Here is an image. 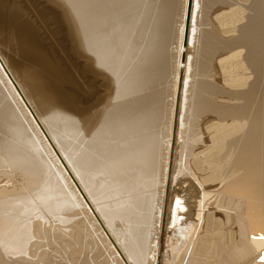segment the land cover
<instances>
[{
    "label": "bare ground",
    "instance_id": "bare-ground-1",
    "mask_svg": "<svg viewBox=\"0 0 264 264\" xmlns=\"http://www.w3.org/2000/svg\"><path fill=\"white\" fill-rule=\"evenodd\" d=\"M23 1L0 0V264H50L49 226L112 264H264V0H27L73 78Z\"/></svg>",
    "mask_w": 264,
    "mask_h": 264
},
{
    "label": "rangeland",
    "instance_id": "rangeland-1",
    "mask_svg": "<svg viewBox=\"0 0 264 264\" xmlns=\"http://www.w3.org/2000/svg\"><path fill=\"white\" fill-rule=\"evenodd\" d=\"M23 1V0H22ZM23 3L26 5V7H27V9H29L30 10V12H32L31 14H32V16L33 17H35V15L36 14H34L33 13V10H31L32 9V7L30 6V4H29V2H27V0H25V1H23ZM31 8V9H30ZM227 9V7L225 6L224 8H222V9H220L221 10V12H222V10H226ZM219 10H217V14L218 13H220V11L218 12ZM213 17V16H212ZM35 19H36V21H37V25L39 26L38 28H39V30H40V28H41V30L42 31H40V33L42 34V36H43V34H44V36H46V38L44 37V39L46 40V42H48V44L50 43V45L52 46L53 45V47L55 48V57H53L52 55L49 57V58H51L53 61V66L55 67V68H57V64L56 63H58V68H60V69H58V71L59 70H61V71H63V67L65 68L64 70H66L67 71V73H69L68 75H69V77L68 78H73V77H75V72H74V70H73V64H72V58H71V55L70 54H68V52H66V50L64 49V48H62V46L59 44V42L57 41V40H54L52 37H50V36H52L49 32H48V30L45 28V27H43V25L40 23V19H39V17H35ZM212 21V22H211ZM188 24H189V22H188ZM217 24V25H216ZM212 26V27H211ZM216 26H218V27H216ZM208 27H210L212 30H214L215 32H217L216 34L217 35H222V34H219V33H221L220 32V30L222 29L221 28V26L220 25H218V23H217V21L215 22V19L214 18H212L210 21H209V25H208ZM43 28V29H42ZM219 31V32H218ZM49 34V35H48ZM225 36H227L228 34H224ZM223 36V35H222ZM58 42V43H57ZM59 44V45H58ZM2 55V54H1ZM3 56V55H2ZM53 58H55V59H53ZM60 62H61V65H60ZM180 63H181V67H182V65H183V63H184V61H180ZM216 72V73H215ZM215 74H214V77H213V81L216 83V84H219V85H221V86H224L223 85V81H222V79H221V77L220 76H222V74H221V72H220V70H218V71H216L215 70ZM217 72L219 73L220 72V74L218 75L217 74ZM74 74V75H73ZM218 75V77H217V75ZM218 80V81H217ZM221 80V81H220ZM63 81H65V82H63ZM63 81L61 80V82H57V85L58 86H61V87H65V86H69V84L67 85L66 84V80H64L63 79ZM70 89V88H69ZM48 224V223H47ZM47 224H46V227H48L49 226V224H48V226H47ZM50 227V226H49ZM48 227V229L46 228V229H44V230H42L40 233L39 232H37V235H38V237L39 238H41V239H39L38 237H36L37 238V241L39 242L38 243V245H39V247L41 248H43V249H45L46 248V246H48L49 248H51V249H49V248H47V249H45V250H54L55 249V251L57 250V248H58V250H57V252L60 254V255H65V251H67L66 250V248H67V245L66 244H68L69 243V239L67 240V238L65 239L64 237V239H61L62 237V235H60L59 233H62V232H60V230L58 231L57 230V227H53V226H51L50 228ZM51 228H54V230H50ZM57 230V231H56ZM47 231V232H46ZM48 231H50V232H48ZM44 232H46V234L44 233ZM51 232H55L53 235L54 236H52V234H51ZM56 232H57V234L59 235H56ZM91 232V231H90ZM39 234H40V236H42V237H40L39 236ZM43 234H45L46 236H44ZM92 234V233H91ZM90 233H87V234H85L84 236H80V238H81V240H80V238H78L79 240H77L78 241V244H75V243H77L76 241L75 242H73L72 241V238L70 239V245L73 243V245L75 246H77V245H80L79 246V249H81V251H82V253H81V251H80V254L78 255V253H76V254H74V258H75V255H76V257L78 256V259H79V257H80V259H82V260H75L74 258H73V260H75V262L77 261V263L79 262V264L82 262L83 263V260H85V262H86V260L88 261V262H86L87 264H105L106 262H108V263H106V264H109L110 263V261H108V259H107V257H108V250H107V248H106V246H105V244H104V242L102 241V239H101V241H100V239H97L98 237L97 236H99V235H96L95 237L93 236V235H91ZM50 235V236H49ZM87 235H89V236H87ZM91 236H92V238H91ZM44 237V238H43ZM45 237H47L46 239H45ZM54 239H53V238ZM58 237H60V239L61 240H63L62 242H61V240L58 238ZM94 237V238H93ZM50 238H51V240H50ZM88 238V239H87ZM100 238V237H99ZM57 239V240H56ZM83 239V240H82ZM87 239V240H86ZM40 240V241H39ZM44 240V241H43ZM49 241V243H47L48 241ZM54 240V241H53ZM58 241L57 243H56V241ZM45 241H47V242H45ZM64 241H65V243H64ZM71 241H72V243H71ZM83 241V243H81ZM86 241V242H85ZM41 242H42V244H41ZM43 242H44V245H43ZM51 242V243H50ZM67 242V243H66ZM80 242V243H79ZM90 242V243H89ZM94 242V243H93ZM97 242V243H96ZM101 242V243H100ZM52 243L53 244H55L54 246L52 245ZM64 243V244H63ZM87 243V244H86ZM51 244V245H50ZM58 244H61V245H58ZM85 244V245H84ZM98 244V245H97ZM101 244H102V246H101ZM104 244V245H103ZM66 245V246H65ZM82 245H84V246H82ZM88 245V246H87ZM90 245V246H89ZM55 246H56V248H55ZM57 246H59L60 247V249H59V247H57ZM63 246V247H62ZM62 247V248H61ZM93 247V248H92ZM39 248V249H40ZM54 248V249H53ZM64 251H62V250ZM68 249V248H67ZM84 249V250H83ZM92 249V250H91ZM88 250V251H87ZM54 251V252H55ZM62 253H61V252ZM224 251H226L227 252V249L225 248V250ZM52 252L53 254H51V251H50V253H48V259L46 260V261H49V263L50 264H57V262L58 261H61L62 259H61V256L57 253V252ZM225 252V253H226ZM86 253H88V254H86ZM106 253V254H105ZM224 253V254H225ZM105 254V255H104ZM52 255V256H51ZM55 255V256H54ZM92 255V256H91ZM105 256V257H104ZM107 256V257H106ZM56 257V258H55ZM94 257H96V259H95V262H94V259L93 258ZM53 258V259H52ZM60 260H59V259ZM63 258V257H62ZM89 258V259H88ZM92 258V259H91ZM100 258H102V259H100ZM105 258V259H104ZM90 259H91V261H90ZM98 259V260H97ZM100 259V260H99ZM103 259H104V261H103ZM107 259V260H106ZM52 260H53V262H55V263H53L52 262ZM106 260V261H105ZM258 260V259H257ZM90 261V262H89ZM96 261H98V262H96ZM101 261V263H99ZM52 262V263H51ZM92 262V263H91ZM103 262V263H102ZM105 262V263H104ZM48 263V262H47ZM255 263H256V260H255ZM76 264V263H75ZM110 264H112V263H110ZM252 264H254V262L252 263ZM257 264V263H256ZM259 264H263V263H259Z\"/></svg>",
    "mask_w": 264,
    "mask_h": 264
}]
</instances>
